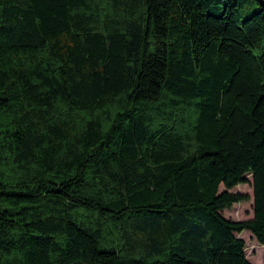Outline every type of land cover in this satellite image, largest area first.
Masks as SVG:
<instances>
[{"label":"trees","instance_id":"16d2710c","mask_svg":"<svg viewBox=\"0 0 264 264\" xmlns=\"http://www.w3.org/2000/svg\"><path fill=\"white\" fill-rule=\"evenodd\" d=\"M244 231L264 0H0V264H252Z\"/></svg>","mask_w":264,"mask_h":264},{"label":"rangeland","instance_id":"374dc122","mask_svg":"<svg viewBox=\"0 0 264 264\" xmlns=\"http://www.w3.org/2000/svg\"><path fill=\"white\" fill-rule=\"evenodd\" d=\"M248 179L250 183L239 185L232 189L231 192L248 194L250 200L235 204L231 209L224 210L223 215L225 218L233 221H245L254 217L252 176H248ZM236 236L246 242L248 260L252 264H264V245H260L249 231L237 233Z\"/></svg>","mask_w":264,"mask_h":264}]
</instances>
